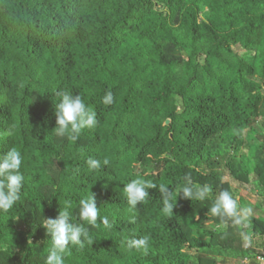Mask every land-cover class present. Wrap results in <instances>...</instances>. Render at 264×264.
Segmentation results:
<instances>
[{
  "label": "trees",
  "instance_id": "trees-1",
  "mask_svg": "<svg viewBox=\"0 0 264 264\" xmlns=\"http://www.w3.org/2000/svg\"><path fill=\"white\" fill-rule=\"evenodd\" d=\"M63 91L97 115L76 141L53 129ZM263 101L264 0H0V155L20 151L25 177L20 200L0 211V264H45L42 219L65 207L94 242L70 245L64 264L245 263L264 246V219L236 224L210 208L231 193L223 168L264 193ZM89 158L108 163L93 171ZM185 176L210 195L176 196ZM134 179L157 185L136 208L124 192ZM89 192L111 228L79 220ZM144 236L147 251L128 246Z\"/></svg>",
  "mask_w": 264,
  "mask_h": 264
},
{
  "label": "clouds",
  "instance_id": "clouds-1",
  "mask_svg": "<svg viewBox=\"0 0 264 264\" xmlns=\"http://www.w3.org/2000/svg\"><path fill=\"white\" fill-rule=\"evenodd\" d=\"M61 99L55 106V122L53 128L57 136H68L76 141L83 130L93 128L97 125L96 112L90 109L81 96L73 95L71 91H63L59 94ZM103 104L113 103V95L108 92L104 95ZM98 159L89 158L88 167L95 171L107 165ZM22 156L16 148H10L0 155V211L7 212L12 209L21 198L25 177L21 172ZM185 184L177 192L176 196L182 193L184 198L203 201L212 192L210 185L194 184L188 176L184 177ZM157 188L155 183L134 179L124 185V192L128 205L136 208L137 204L146 201L149 197L148 189ZM159 191L163 198V210L166 213L172 212L174 204L170 199L168 186L159 185ZM210 212L213 216L233 219L234 223L240 224V205L233 195L225 190L214 199ZM79 220L88 225L103 223L106 228H111L108 217H101L100 207H97L94 194L90 193L79 200ZM43 228L47 231L51 240V248L46 257L45 264H64V254L69 250L70 245L84 247L85 243L92 244L94 238L89 234L84 223L75 222L69 207L59 210L55 218L42 219ZM72 221V222H70ZM130 248L144 249L149 247V237L144 236L128 240Z\"/></svg>",
  "mask_w": 264,
  "mask_h": 264
},
{
  "label": "rangeland",
  "instance_id": "rangeland-1",
  "mask_svg": "<svg viewBox=\"0 0 264 264\" xmlns=\"http://www.w3.org/2000/svg\"><path fill=\"white\" fill-rule=\"evenodd\" d=\"M233 52L240 58L248 59L251 57L252 53H247L240 46H234ZM264 102V101H263ZM264 105V103H263ZM258 145L264 146V139H259ZM263 144V145H262ZM241 151L247 152L245 147L242 146ZM223 174L222 180L227 182L231 188V194L235 199L238 200L240 205V216L241 219H245L246 217H261L264 219V193L261 191V187L254 180V178L249 179V183L247 185H241L234 182V180L227 174V171L223 168L219 170ZM254 241L255 239L250 234V232H246L245 234V242L244 247L249 248L250 250H254ZM253 246V247H252ZM256 248V247H255ZM259 251H255V254L248 257L247 264H261L256 261L257 256H259V252L264 254V246L262 248H257ZM256 250V249H255ZM217 260L218 264H244L243 261H239V259H234L232 257H220L216 255H212Z\"/></svg>",
  "mask_w": 264,
  "mask_h": 264
},
{
  "label": "built area",
  "instance_id": "built-area-1",
  "mask_svg": "<svg viewBox=\"0 0 264 264\" xmlns=\"http://www.w3.org/2000/svg\"><path fill=\"white\" fill-rule=\"evenodd\" d=\"M258 255L259 256H257L256 261L260 262L261 264H264V254L260 253ZM247 263H248V261L246 260L244 264H247Z\"/></svg>",
  "mask_w": 264,
  "mask_h": 264
},
{
  "label": "water",
  "instance_id": "water-1",
  "mask_svg": "<svg viewBox=\"0 0 264 264\" xmlns=\"http://www.w3.org/2000/svg\"><path fill=\"white\" fill-rule=\"evenodd\" d=\"M168 123H169V121L166 122V124H168Z\"/></svg>",
  "mask_w": 264,
  "mask_h": 264
}]
</instances>
